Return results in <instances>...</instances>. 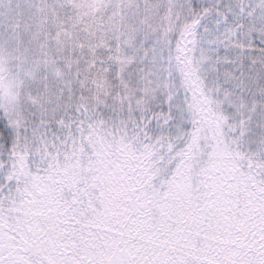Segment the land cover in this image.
Segmentation results:
<instances>
[{"label": "snow or ice", "instance_id": "snow-or-ice-1", "mask_svg": "<svg viewBox=\"0 0 264 264\" xmlns=\"http://www.w3.org/2000/svg\"><path fill=\"white\" fill-rule=\"evenodd\" d=\"M0 264H264V0H0Z\"/></svg>", "mask_w": 264, "mask_h": 264}]
</instances>
